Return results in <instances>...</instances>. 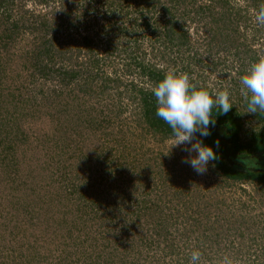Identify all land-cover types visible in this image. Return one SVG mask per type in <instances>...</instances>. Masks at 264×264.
<instances>
[{
  "label": "rangeland",
  "instance_id": "374dc122",
  "mask_svg": "<svg viewBox=\"0 0 264 264\" xmlns=\"http://www.w3.org/2000/svg\"><path fill=\"white\" fill-rule=\"evenodd\" d=\"M152 1L0 8V152L13 149L0 165V264H189L195 250L200 264H264V152L240 158L238 175L217 159L198 174L152 92L170 71L228 91L241 141L260 144L264 112H247L240 78L264 58V0ZM51 36L56 62L42 75L30 58ZM105 201L159 216H135L125 235Z\"/></svg>",
  "mask_w": 264,
  "mask_h": 264
},
{
  "label": "clouds",
  "instance_id": "9594fccd",
  "mask_svg": "<svg viewBox=\"0 0 264 264\" xmlns=\"http://www.w3.org/2000/svg\"><path fill=\"white\" fill-rule=\"evenodd\" d=\"M257 21L264 23V7L261 8ZM240 85L247 112H264V58L251 64L241 76ZM152 92L156 99V116L172 130V147L184 145L183 151L188 155L182 162L189 164L198 174L206 173L209 164L216 161L217 152L203 141L194 140V134L198 132L204 138L211 135L210 127L216 124L213 109L227 114L234 105L230 93L197 87L190 83L186 74L172 71L165 74ZM219 146L220 141L216 140V149ZM200 262L201 252L193 251L189 264ZM221 264H232V261L225 256Z\"/></svg>",
  "mask_w": 264,
  "mask_h": 264
},
{
  "label": "trees",
  "instance_id": "16d2710c",
  "mask_svg": "<svg viewBox=\"0 0 264 264\" xmlns=\"http://www.w3.org/2000/svg\"><path fill=\"white\" fill-rule=\"evenodd\" d=\"M41 1L46 2V3L48 2V0H41ZM143 1L147 5H149L153 2L152 0H143ZM14 5H15L14 0H0V8H4V12H6V13L13 10ZM168 12H170V11H168ZM18 25H19V22H12V26H11V28H9L10 35H12L14 32H16V28L18 27ZM44 25L47 26V23H44ZM54 30L59 33L58 29H56L55 27H54L53 31ZM51 40H53V36L49 37V41H48V39L45 41V42H48L47 47H44L45 43H43V46H40L38 48V50L36 49L33 51L32 57L30 58L31 60H34V63L32 65L35 68V70L37 71L39 69V71L42 73V75L44 73H46L45 71L49 70L50 67L53 69L52 63L56 62L54 59L55 55H53V53H52L53 41H51ZM84 42L88 48H90L93 44V40L89 39L87 37L84 39ZM52 69H50V70H52ZM71 74L74 77V79L77 78V75H78L77 73H75L73 71ZM44 75H46V74H44ZM213 112H214V117L216 119V124L214 127H210L211 135L208 136L207 138H204V137H201L198 132L195 134H196V136H198V138L201 141H203V143L205 145L212 146L214 148V150L217 152V161L219 162V165L221 167H226L228 173H235L238 175V174H240L239 173L240 169L236 165L239 162L240 158H243V156H245V155H251V154H255V153L264 152V140L260 144H257V145H250V144L243 143L241 141L240 135H239V123H238L239 118H238V116L235 115L234 112H228L227 114L219 113V109H216V108L213 109ZM160 121H163V120L160 119ZM0 125L2 126V128H0V145H2L4 143V140H5L4 137H2V133L4 132V128H3L2 123ZM165 128H166L167 134L169 136H172V130L170 129V127L167 124H165ZM214 129L225 130V134L228 138V140H227L228 144L222 143V145H220L219 148L216 149L215 142H216V140H218V138L216 136V132ZM4 150L6 151L4 156H3V153L0 152V165H2V167L6 166L5 160L7 158V155L13 149L10 146L9 147L7 146V147H5ZM14 155H15V153H14ZM253 174H256V173H253ZM259 174L264 176V173H259ZM83 195H85V194H82V196ZM102 195H103V193H102ZM114 195L119 196V202L126 201V198L120 196L119 193L114 194ZM80 199L81 198L79 197V200ZM119 202L116 205L114 202L107 201L105 206H106V209L108 210V213L111 215V217L109 216L110 217L109 220H113L112 218H114L116 221V225H118V223H123V225L121 227V233L127 235L129 232V227H128V225L126 226V224L128 222H130V220L132 218H134L135 216H136L137 220L139 218H142V216L144 214H146L147 212L149 213V210L151 209V207H149L150 205H147V204L145 205V203H142V205L139 208L138 214L131 213V214H127L125 216V214H122V209L120 207ZM97 205L102 206V201ZM104 210H105V208H104ZM151 210H152V213L150 216L152 218H158L159 211L157 209H154V208ZM104 221L107 222L106 220H104ZM121 221H123V222H121ZM106 224H108V223H106ZM117 239H119V236H117ZM117 239H116V243H118ZM117 247L120 248V246H117ZM124 247H125V250L130 249L129 246H124Z\"/></svg>",
  "mask_w": 264,
  "mask_h": 264
}]
</instances>
